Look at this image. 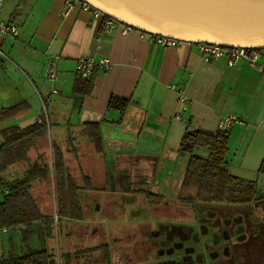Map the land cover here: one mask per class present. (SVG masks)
<instances>
[{
    "label": "crops",
    "instance_id": "crops-1",
    "mask_svg": "<svg viewBox=\"0 0 264 264\" xmlns=\"http://www.w3.org/2000/svg\"><path fill=\"white\" fill-rule=\"evenodd\" d=\"M2 5L0 21L15 24L18 34L0 36V50L8 55L0 53V111L13 105L17 108L6 122L0 121V146L5 129L23 128L42 115L29 102L30 98L37 102L36 91L48 122L47 107L60 117L54 122L53 137L47 122V144L74 151L76 167H88L92 153L99 165L107 161L135 166L137 173L152 168L158 176H172L177 172L184 133H215L222 117L232 114L242 124L228 129L226 169L254 183V197L248 203L264 215V173L258 170L264 162V69L244 62L228 65L225 57L204 61L194 44L160 47L136 30L123 34L119 25L102 35L100 19L91 11L78 8L64 16L59 0H3ZM53 57L58 59L55 78L50 80L48 61ZM80 57L109 59L107 70L93 72V89L84 96L73 91ZM112 96L127 102L123 114L108 107ZM88 123L99 126V153L88 137ZM20 166L17 162L10 165L0 172V179L21 177L24 169ZM82 172L90 179L93 176L86 169ZM5 192L0 189V203ZM21 229L15 226L0 234V256H17L30 246L42 248L36 230L23 237ZM62 261L56 255L49 264ZM67 261L76 263L73 257Z\"/></svg>",
    "mask_w": 264,
    "mask_h": 264
},
{
    "label": "flooded vegetation",
    "instance_id": "flooded-vegetation-1",
    "mask_svg": "<svg viewBox=\"0 0 264 264\" xmlns=\"http://www.w3.org/2000/svg\"><path fill=\"white\" fill-rule=\"evenodd\" d=\"M136 169L111 162L103 178L93 179L94 190L108 193L101 199L107 200L105 206L95 199L85 205L78 193L83 217L75 222L91 231L83 246L78 238L73 251H92L76 255L75 264H255L251 250L264 227L256 205L199 198L195 190L183 187L182 176ZM83 205L89 218L97 213L112 218L109 242L94 220L85 222ZM68 252L72 250L64 246L63 253Z\"/></svg>",
    "mask_w": 264,
    "mask_h": 264
},
{
    "label": "trees",
    "instance_id": "trees-1",
    "mask_svg": "<svg viewBox=\"0 0 264 264\" xmlns=\"http://www.w3.org/2000/svg\"><path fill=\"white\" fill-rule=\"evenodd\" d=\"M93 80L94 73L87 79L77 75L73 91L82 96L90 94ZM126 106V101L114 96L108 102L109 108L121 114ZM16 108L17 105H13L2 109L0 121L11 117ZM86 128L96 152H101L99 126L88 123ZM47 130V121L40 115L38 120L23 128L11 126L2 132L4 143L0 146V172L16 162L21 164L24 171L21 177L12 181L0 179V189L6 191L0 203V227H21L23 237L36 230L43 246L36 252L21 256H0V264H49V260L56 255L67 261L72 257L76 259L78 254L92 251H73L65 255L58 247L57 252L53 248V242L61 230L60 223L63 220L82 219L78 193L91 189V179L82 172L86 167H77L83 184L79 186L76 174L69 170L64 153L52 142L47 144ZM228 140V130L184 133L178 147L179 153L187 157L182 175L183 187L195 190L199 198L251 202L255 193L254 183L244 182L230 175L226 169ZM258 170L264 173V162ZM35 224H38L37 228H34ZM66 264H70L69 261Z\"/></svg>",
    "mask_w": 264,
    "mask_h": 264
},
{
    "label": "water",
    "instance_id": "water-1",
    "mask_svg": "<svg viewBox=\"0 0 264 264\" xmlns=\"http://www.w3.org/2000/svg\"><path fill=\"white\" fill-rule=\"evenodd\" d=\"M122 25L187 44L264 50V0H80Z\"/></svg>",
    "mask_w": 264,
    "mask_h": 264
},
{
    "label": "built area",
    "instance_id": "built-area-1",
    "mask_svg": "<svg viewBox=\"0 0 264 264\" xmlns=\"http://www.w3.org/2000/svg\"><path fill=\"white\" fill-rule=\"evenodd\" d=\"M63 7V15H67L74 9L81 8L83 10L91 11L95 18L100 19L101 22V33L107 35L112 32L115 26L119 25L122 27V33L126 34L128 31L134 30L130 26L122 25L117 23L115 20L102 15L100 12L91 8L89 5L81 2L80 0H59ZM3 0H0V9ZM139 32V31H138ZM140 35L146 36V38L157 44L160 47L174 48L183 44V42L168 38L161 35H152L139 32ZM18 34L17 26L8 21H0V36H16ZM198 52L201 54L204 61L216 60L220 57H225L228 65H236L240 62H244L249 66H257L264 69V52L258 49H249L243 47H222L213 44L199 43L195 44ZM58 57H53L48 61L47 77L50 80L55 78V65ZM109 68V59L107 57H101L97 60L88 57H80L77 60L75 71L76 75L83 79H87L95 70H107ZM242 124L235 115H227L222 117L218 123V131H227L234 125ZM56 218V217H55ZM7 228L0 227V234H6ZM260 264H264L261 262Z\"/></svg>",
    "mask_w": 264,
    "mask_h": 264
},
{
    "label": "rangeland",
    "instance_id": "rangeland-1",
    "mask_svg": "<svg viewBox=\"0 0 264 264\" xmlns=\"http://www.w3.org/2000/svg\"><path fill=\"white\" fill-rule=\"evenodd\" d=\"M2 50H0V53L2 54V56L3 57L4 56L7 57L8 55L3 53ZM14 64H16V63H14ZM34 97L36 98L37 102L35 103L33 98H30L29 102H30L31 106L35 110H38L39 112H42V116L44 117L45 121L48 122V119L46 117V112H45V110L42 107V103L39 102V100H38V96H37V92L36 91H35ZM47 111H48V117H49V122L48 123L50 124L49 132H50L51 137H53L54 136V132L56 131L55 127H54V122H58L60 117L58 118V117L54 116L53 113L51 112V109L48 108V107H47ZM67 113H69V112L67 111ZM64 116H65L64 114L61 116L62 120H65ZM3 122H6V120L3 121ZM59 146H65V145H59ZM62 152L64 153V156L66 158H68L67 162L69 164V170L76 174L75 177L77 178V180H76L77 183L79 184V186L83 185L81 183L82 179H81V175H79L80 173L78 172V168L76 167V165H73V164H75V160L71 156L72 152L68 151L66 149H63ZM95 157H96L95 155L90 153V155L88 156V158H89L88 161L90 162V165L88 167H86V171L90 173V176L93 175L92 178H91L92 180L90 182V184H91L90 188L92 190L91 189L90 190H85V192H83L84 190H81L82 192L80 191V195L82 194L81 196H82L83 204H85V205H91L93 203L92 200H94V199L99 202V200L103 199V197L108 195V193L105 192V191L94 190L93 179L100 180L101 178H103L105 176V174L107 173V169H108L107 161L104 163L105 166L104 165H99L100 163L97 161V159H95ZM186 161H187V157L183 156L182 154H179L177 172H176V174L173 173V176H174L173 178L174 179H176V177L179 178L180 176L183 175V171L185 169ZM19 174H21L20 171H19ZM106 202H107L106 199L101 200L100 206H105ZM84 208L86 209L85 206H84ZM85 212H86V220H85V222H88L87 219L94 220V222L97 223L96 225L95 224L94 225L97 226L99 231L102 230L103 232L106 233L104 238L106 239L107 242H109L110 241L109 235L111 234V231H112V229L114 227L112 225V218L108 214L103 215L101 212H100L101 214L97 213L96 215H94V217L89 218L87 209H86ZM60 226H61L60 233L57 234V236H56V238H55V240L53 242V248L55 249L56 252H57V247H58V249H60L61 252H64V246L66 247L67 250H72V252H73V250H76L79 247V244H78V241H77L78 238H80V241H81L80 244H82L81 246H83L84 245V242H83L84 241V237L87 236L88 235L87 233H89L91 231L89 226H81V224H79V223H77L75 221L63 220L60 223ZM262 230H264V229H262ZM11 233L13 234V231H11ZM93 238H94L93 240L96 242L97 239L99 238V235L96 234ZM260 238H261V241L259 242L257 240V243L254 245V249L251 250V251L254 252V255L251 256V258L255 262V264L256 263L260 264L261 263V258L264 257V234H262L260 236ZM29 248H30V250L28 249L29 251H25V253H23V252L22 253L23 254H27V253H30V252L38 251V249H36V247H35L36 250L33 249L32 246H30ZM22 253H17V256L22 255ZM119 253H122V252L119 251ZM63 263L64 262L62 261V264Z\"/></svg>",
    "mask_w": 264,
    "mask_h": 264
}]
</instances>
